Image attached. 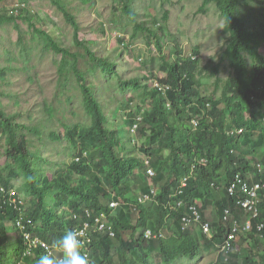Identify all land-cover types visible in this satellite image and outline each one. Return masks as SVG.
<instances>
[{
  "label": "trees",
  "instance_id": "16d2710c",
  "mask_svg": "<svg viewBox=\"0 0 264 264\" xmlns=\"http://www.w3.org/2000/svg\"><path fill=\"white\" fill-rule=\"evenodd\" d=\"M63 1L52 0L67 22L73 25L74 44L91 61L86 73L79 68L76 53L34 24L33 18L37 19V15L27 17V6H23L18 14V7L14 4L10 6L12 13L0 11V25L7 22L16 24L18 19H24L35 34L44 38L43 51L50 49L63 56L61 73L70 62L67 57H73L71 69L82 92L83 108L90 119V122L68 126L69 130L63 136L56 130L51 131L54 141H70L64 150L70 149L72 159L63 160L61 165L53 162L49 170L47 159L30 149L28 132L39 130L42 134L39 125L20 122L19 112L8 113L0 104V131L6 137L4 154L7 158L4 169L0 168V181L10 188L18 170L22 172L25 180L18 192L34 197L27 212L32 222L26 225V229L54 245L65 232L83 226L85 218H88L86 209H90L94 216L107 212L116 235L111 237L101 231L92 233L89 264H154V257L159 259L157 264H175L179 259H195L213 250L224 240L230 224L236 219L244 222L248 217L237 198L224 190V197L213 202L218 219L214 222L216 232L212 239L196 227L182 231L180 219L186 209L171 210L168 198L192 165L196 164V168L190 185L186 194L179 195L189 204L210 196V184L214 181L227 185L237 171L250 174L255 164L248 156L253 155L264 166V53L261 52L264 27L248 24L247 17L241 15L243 0H204L201 9L215 3L225 19L222 30L225 48L219 62L202 65L199 48H194L192 55L184 56L178 46L173 52L174 60H170L164 55L160 37L165 31L164 26H140L131 0H115V10L122 11L135 24L133 36L144 32L155 40L163 61L161 68L166 73L156 80L169 86L163 95L156 87L150 88L148 80L145 82L139 77L124 80L117 69V62L110 56L98 54L93 42L81 40L76 17ZM251 2L264 3V0ZM244 5L250 6V2L247 0ZM168 19L169 12L165 11L162 20L166 23ZM250 23H253L252 19ZM262 23L257 21L256 26ZM21 54L29 56L30 50L21 45ZM13 59L15 57L11 56L10 61ZM226 60L232 74L223 80L218 74ZM5 68L17 70L10 64L0 67ZM97 68H100L102 77L116 78L122 92L130 91L137 95L122 102L124 109H131L130 105L137 103L133 106L136 113L126 116L124 124L126 126L128 122L127 127L131 128L139 123L138 133L144 141L137 149L150 157L155 177L149 176L146 164L122 142L118 131L124 129L123 124L115 119L112 121L94 83L88 82L87 73L95 76ZM211 75L215 77V86L209 92L206 88L203 90V78H211ZM253 90L258 98L255 102L251 100ZM194 116L199 118L196 129L190 123ZM113 124L116 125L114 130ZM233 128H243L244 132L229 134L228 130ZM202 157L208 160L207 165L198 163ZM42 160L43 164H40ZM151 185L159 188L157 199L146 204L139 202L138 197L148 193ZM129 194H135V197L131 198ZM114 198L125 203L117 211L110 208ZM201 202V208L207 207ZM225 208L231 211L229 223L223 222ZM260 208L261 218L254 219L252 232L242 237L250 242L249 247L233 252L228 258L220 255L217 264H264V238L260 237L264 229L257 231V224L264 218V196ZM20 212L5 200L0 191V264H37L39 257L46 253L39 246L30 254L25 251L27 244L14 226ZM9 223L16 230L13 245L8 243L12 229ZM149 228L164 229L168 235L159 241H148L144 233ZM127 233L130 235L126 236Z\"/></svg>",
  "mask_w": 264,
  "mask_h": 264
},
{
  "label": "rangeland",
  "instance_id": "374dc122",
  "mask_svg": "<svg viewBox=\"0 0 264 264\" xmlns=\"http://www.w3.org/2000/svg\"><path fill=\"white\" fill-rule=\"evenodd\" d=\"M246 1L241 2L243 5L241 15L247 17L246 20L251 27L263 28V23L259 26H256V23L264 22V3L248 0L250 6H245ZM63 2L76 17L80 26V39L93 42V48L98 54L110 56L117 62V69L124 80L139 77L145 82L148 80L149 86L153 88L158 82L157 78L166 76L161 68L163 61L153 37L144 32L133 36L135 24L122 11L115 10L117 5L115 0H64ZM203 3L204 0H131L132 7L138 13L137 22L140 26L147 25L150 28L164 26L165 31L161 34L159 31V34L162 37L164 55L167 58L174 60L173 52L176 46L182 49L184 56H190L193 49L197 47L202 65L208 62L216 64L225 48V36L222 33L225 19L215 3H210L204 10L201 9ZM12 4L18 7L17 14L21 12L23 6H27L28 12L25 13L27 17L37 15V19L33 18L34 24L46 30L60 45L76 53L79 68L85 73L89 70L91 64L89 57L74 44L73 25L67 22L52 0H0V11L12 13L10 8ZM165 11L169 12L166 23L162 20ZM251 19L253 23H250ZM44 44V38L35 34L24 19H18L16 24L7 22L0 25V67L8 64L17 67V70L0 69V104L8 113L19 112L20 122L39 125L42 134L39 130L28 132L30 149L36 150L37 154L47 159V168L50 170L54 165L53 162L61 165L63 160L72 159L70 149L64 150V146L68 147L70 141L62 139L60 142H54L51 131L56 130L63 136L69 130L68 126L90 122V119L83 108L82 92L71 69L70 62L73 57H67L70 62L61 73L63 56L50 49L43 51ZM21 45L30 50L29 56L21 54ZM261 52L264 53V39ZM11 56L15 57L12 61H10ZM248 58L250 59L249 56ZM230 71L231 68L226 60L222 62L218 76L226 80L232 74ZM203 79L205 84L203 90L206 88L212 92L215 77L211 75V78L207 76ZM7 80L9 82L5 83ZM87 80L94 83L105 112L110 115L112 121L117 120L123 124L124 129L118 131L122 142L139 157H143V154L135 149L142 145L144 137L127 127L128 122L126 126L124 124L126 116L136 113V107L133 106L137 103L130 105L131 109H124L125 105L122 102L128 101V98L133 96L135 98L137 95L130 91L122 92L119 89L118 80L102 77L100 68H97L95 76L88 72ZM118 114L121 116L119 117ZM115 128L116 125L112 126L113 130ZM40 137L42 138L39 139ZM5 142L6 137L0 131V168L2 170L7 160L4 154ZM259 156L261 157L262 154L259 153ZM249 160L256 161L253 155L249 156ZM40 164H43V160ZM16 176L11 185L19 190L25 178L20 170ZM218 190L212 191L210 196L202 200L207 206H204L206 218L211 222L218 219L213 202L224 197V191ZM129 196L134 198L135 194H129ZM24 199L27 211L34 197L27 196ZM9 226L12 229L9 232L8 243L12 245L16 240V230L13 229L12 224ZM129 235L130 233H127L126 236ZM249 244V241L240 239L236 243L235 250L248 248ZM56 253L59 256L61 254L58 248ZM219 254L217 247L195 259H181L175 264H217ZM158 260L154 257L153 263L157 264Z\"/></svg>",
  "mask_w": 264,
  "mask_h": 264
},
{
  "label": "clouds",
  "instance_id": "9594fccd",
  "mask_svg": "<svg viewBox=\"0 0 264 264\" xmlns=\"http://www.w3.org/2000/svg\"><path fill=\"white\" fill-rule=\"evenodd\" d=\"M162 86H163V89H164V91L166 93L167 90L169 89V86L164 85V84H162ZM150 88H152V87H150ZM251 100L254 101V102L258 100V98H257V96L255 94V90H253L252 93H251ZM263 121H264V116H263ZM190 123H191L192 128L196 129V127H198V125H199V118L196 117V116H194L191 119ZM138 125H139V123L137 122L136 125H134L133 127L130 128V129L135 130V132L137 134H138ZM243 132H244V129L243 128H233V129H229L228 130V133L229 134H242ZM136 133H134V134H136ZM60 141L61 140H59L57 142H60ZM54 142H56V141H54ZM135 151H138V149L136 148ZM138 153L143 154V157L140 156L142 159L136 154V152L134 153V155L138 156L146 164L147 173H148V170L149 169L154 170V168L150 165V157L145 152H141L140 151ZM77 160H79V158H77ZM147 160H148V163H147ZM198 163L203 164V165H207L208 164V160L206 158L202 157V158L199 159ZM253 164H255L254 165V167H255L254 170L252 172H250V174L246 175V176H248L250 178L251 182L258 181V180H260V179L263 178V176L260 173H258L259 167H261L264 170V166H263V164L259 160H257V159H256V161L254 160L253 161ZM195 168H196V164L195 165H192V168H191V170L189 172L184 173L181 176L180 181H179V184H178V187L176 188V190L168 198V204L169 205L172 204L171 205L172 206L171 207V210L178 209V210L181 211L183 208H185L186 209V212L183 214V216H185L187 214H190V206L191 205H196L199 208L200 212H201L202 219L200 221H197L195 223H192V224H190L188 226H185L183 224V221H182V219H183V216H182L181 219H180V225H181L180 226V229L185 232V231L192 230L193 228L196 227V228H199L202 231V233H204L208 238L212 239L215 236V232H216L215 231L214 222H216L217 220H213L211 222V221H209L206 218L205 209L204 208H201V203H202L201 201L202 200H199L198 202H193V203H190L189 204L187 202V200H185L183 198L182 199L179 198V195L186 194V190L188 189V187L190 185L189 183H190V179L192 177V172L195 170ZM154 172L156 173L155 170H154ZM185 176H188L189 177L188 180H187V185L186 186H182V182H183V179H184ZM232 179H233V177H232ZM230 182L226 185L223 182H222V184H218L217 182L214 181V182H212L210 184V188H211L210 192L211 191H216L217 189H219L218 191L221 192V191L226 190L227 194H229V192L227 190V187L229 186ZM0 183L7 190L14 189L17 192L18 199L20 200V202H18V203L10 202L7 199V197H9L8 193L5 194L2 190H0L3 193V197L5 198V200L8 201L9 204L12 205V206H14L15 208H17V209H19L21 211L19 213L18 217L16 218V221H14V226L19 229L20 234H21V236L23 237V239L25 241V244H27V248H26L25 251L30 254L32 252L33 248H35L37 246H39L41 248H44L45 251H46L45 254H43V255H41L39 257V259L37 261V264H89L88 260L90 259V254H91L90 253V250H91L90 247H91V242H92V236H91L92 233L93 232H100L101 231V232H107V233H109L111 237H114L116 235V231H115V229L113 227V224L108 221V214H107V212L102 211L100 214L94 216V213L90 209H86V216L88 218H85V222H84L83 226H80V227L76 228L75 230H69V231L65 232L63 235H61L54 242V245L55 246L54 245H51L50 243H48L47 241L43 240L42 238H40L38 236H35L33 234V232L30 231L29 229L28 230L26 229V225L27 224H31V222H32V219L28 218V215H27V212H28L29 209L26 211V206H25V199L24 198H26L27 196H25V195L22 196L21 193L18 192V188L15 187V186H11L10 188H7L1 181H0ZM152 187H154V186L151 185V189H152ZM151 189L145 195L151 194ZM158 194H159V190L156 189V195L153 198L149 199L146 202H141V203L146 204V203L151 202V201L154 202L157 199ZM229 195H231V194H229ZM144 196L138 197V201H139V198L144 197ZM232 196L234 198H237V196H235V195H232ZM263 196H264V190H263V193H262V196H261V200H262V197ZM113 202H116L117 205L116 206H113L112 205ZM260 203H261V201H260ZM18 204H19V206H18ZM123 204H125V203L122 200H117L116 198H114L111 201V203H110V208L113 211H117L118 208L121 205H123ZM226 209H229V208H225V210ZM225 210L222 213L223 222L224 223H229L230 218H229V220H226V221L224 220ZM84 216H85V214H84ZM75 217H76V215H75ZM98 218H100V222L99 223H97V219ZM259 218H261V208H260V204H259V214H258V218H255V219L258 220ZM247 219H249V214H248ZM19 222H21V224H19ZM205 222H209L211 224V226H212V230L213 231H212V235L211 236L209 234H207L204 231V229H203V224ZM244 222L242 221L241 223H244ZM253 222H254V219H253ZM100 223H104L106 225V228L103 229V230H101L99 228V224ZM260 225H263V226L261 228H258V226H260ZM231 227H232V225L230 224L229 225V229H228V233L225 236L224 240L218 246H216V248L217 247L219 248V252H220L219 256L222 255L224 258H228L233 252L239 251V250H237V251L235 250L236 243L240 239H242L243 235L244 236H248V234L251 233L252 230H253V228H252V230L249 231V232L240 233L239 238L233 243V246H232L231 251L229 253H225V252L222 251V245L224 244L225 240L229 236ZM83 229L85 230V234L84 235H83L82 232H79V231H81ZM263 229H264V218L262 219V221H260L257 224V231L258 232H262ZM173 230L175 232H177L175 229H173ZM112 232H113V234H112ZM148 233H150V234H152V233L153 234H156V236H153L151 238H148L146 236V234H148ZM167 235H168V232L166 230H164V229L153 230V229L149 228V229H147L145 231L144 238L146 240H148V241H150V240H152V241H159L162 238H166ZM260 237L264 238V234L261 233ZM244 241H246V240H244ZM14 242H13V244H14ZM43 243H45V245ZM56 248H58L60 250V253H61L60 256L57 255ZM50 250L52 252H50ZM182 259H188V258H182ZM179 260H181V259H179Z\"/></svg>",
  "mask_w": 264,
  "mask_h": 264
},
{
  "label": "built area",
  "instance_id": "2783aa9c",
  "mask_svg": "<svg viewBox=\"0 0 264 264\" xmlns=\"http://www.w3.org/2000/svg\"><path fill=\"white\" fill-rule=\"evenodd\" d=\"M148 163V160H147ZM259 167V166H258ZM149 175L153 176L155 174L154 170L149 169L148 170ZM263 178L251 182L250 178L243 174L242 172L238 171L233 175V179L231 180L229 186L227 187V190L229 194L237 196V203L241 206V208L244 209L245 212L249 214V219H247L244 223L239 222L237 219L232 224V227L230 229V234L225 240L224 244L222 245V251L225 253H229L232 249L233 243L239 238L240 233L249 232L253 228V219L258 218L259 214V204L261 201V196L264 190V170L259 167V171ZM188 176H185L182 182V186L187 185ZM0 189L8 195L7 199L10 202L18 203L20 200L17 197V192L14 189L7 190L4 188L0 183ZM181 192V191H180ZM156 195V188L152 187L151 194L145 195L144 197L139 198L140 202H146L149 199L153 198ZM113 206H116L117 203L113 202ZM231 217V211L230 209L225 210L224 214V220H229ZM202 219L201 212L199 208L196 205L190 206V214H187L183 216V224L185 226H188L192 223H195L197 221H200ZM100 222V218L97 219V223ZM21 224V222H19ZM23 225V224H22ZM263 225L258 226V228H261ZM99 228L101 230L106 228V225L104 223L99 224ZM204 231L212 235V226L209 222H205L203 224ZM79 232H82L83 235L85 234V230H81ZM113 234V232H112ZM148 238H151L153 236H156V234H146ZM45 245V243H43ZM48 248V247H47ZM49 249V248H48ZM50 252H52L50 250Z\"/></svg>",
  "mask_w": 264,
  "mask_h": 264
},
{
  "label": "bare ground",
  "instance_id": "6f19581e",
  "mask_svg": "<svg viewBox=\"0 0 264 264\" xmlns=\"http://www.w3.org/2000/svg\"><path fill=\"white\" fill-rule=\"evenodd\" d=\"M155 87H156V88H157V89H158L163 95L165 94V91H164L163 86H162L161 83L156 82Z\"/></svg>",
  "mask_w": 264,
  "mask_h": 264
},
{
  "label": "water",
  "instance_id": "95a60500",
  "mask_svg": "<svg viewBox=\"0 0 264 264\" xmlns=\"http://www.w3.org/2000/svg\"><path fill=\"white\" fill-rule=\"evenodd\" d=\"M149 176H151V175H149ZM156 176V173L153 175V176H151V177H155ZM156 189H158L159 190V188L157 187V186H155V185H153Z\"/></svg>",
  "mask_w": 264,
  "mask_h": 264
}]
</instances>
